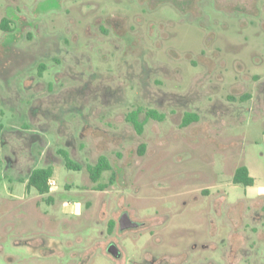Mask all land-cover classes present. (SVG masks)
<instances>
[{
  "label": "rangeland",
  "instance_id": "374dc122",
  "mask_svg": "<svg viewBox=\"0 0 264 264\" xmlns=\"http://www.w3.org/2000/svg\"><path fill=\"white\" fill-rule=\"evenodd\" d=\"M0 264H264V0H0Z\"/></svg>",
  "mask_w": 264,
  "mask_h": 264
},
{
  "label": "trees",
  "instance_id": "16d2710c",
  "mask_svg": "<svg viewBox=\"0 0 264 264\" xmlns=\"http://www.w3.org/2000/svg\"><path fill=\"white\" fill-rule=\"evenodd\" d=\"M1 28L3 31H6L7 25L5 21L1 23ZM142 110H137L128 114L127 119L129 122L133 123L136 131L141 134L143 124L137 121L138 112ZM144 114L146 119H153L157 121L163 120V115L159 114L155 110H144ZM198 116L194 113H188L184 116L182 120V126L185 127L191 123L197 122ZM58 154L64 160V166L69 170L79 171L81 170V166L76 164L69 156V153L65 150H59ZM111 165L108 159L105 156H99L96 163L93 165H88L86 167V171L89 175V179L92 183H95L97 190H104L105 186L99 183L101 176L104 172L111 171ZM53 176V169L50 166L35 168L31 171L27 182L26 189L29 191L30 189H34L39 195H45L50 192V186L48 185V181ZM254 178L249 174V171L246 167L240 166L235 169L232 183L234 185H241L245 188L252 187L254 185Z\"/></svg>",
  "mask_w": 264,
  "mask_h": 264
},
{
  "label": "water",
  "instance_id": "95a60500",
  "mask_svg": "<svg viewBox=\"0 0 264 264\" xmlns=\"http://www.w3.org/2000/svg\"><path fill=\"white\" fill-rule=\"evenodd\" d=\"M118 224H119V231H121V232L125 231V230L136 229L140 225L138 222L133 221L127 213L121 214V216L119 217V220H118ZM108 250L114 256L119 255L118 250L113 245L109 246Z\"/></svg>",
  "mask_w": 264,
  "mask_h": 264
},
{
  "label": "built area",
  "instance_id": "2783aa9c",
  "mask_svg": "<svg viewBox=\"0 0 264 264\" xmlns=\"http://www.w3.org/2000/svg\"><path fill=\"white\" fill-rule=\"evenodd\" d=\"M48 185H49L50 188H51V187H53V186L55 185V183H54V181H53L52 179H50V180L48 181Z\"/></svg>",
  "mask_w": 264,
  "mask_h": 264
},
{
  "label": "crops",
  "instance_id": "0c3cea01",
  "mask_svg": "<svg viewBox=\"0 0 264 264\" xmlns=\"http://www.w3.org/2000/svg\"><path fill=\"white\" fill-rule=\"evenodd\" d=\"M30 173H31V172H30ZM30 173L28 174V177H29ZM28 177H27L26 180H25V186H26V182H27Z\"/></svg>",
  "mask_w": 264,
  "mask_h": 264
}]
</instances>
